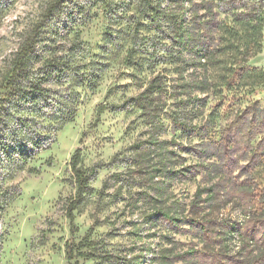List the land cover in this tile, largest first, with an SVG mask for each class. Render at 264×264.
Here are the masks:
<instances>
[{"label": "rangeland", "instance_id": "374dc122", "mask_svg": "<svg viewBox=\"0 0 264 264\" xmlns=\"http://www.w3.org/2000/svg\"><path fill=\"white\" fill-rule=\"evenodd\" d=\"M55 1L0 0V264H163L166 255L172 264H224L226 253H261L242 234L254 230L247 221L261 204L242 187L264 200V0H66L53 10ZM181 5L184 25L209 48L207 66L193 45L178 44L165 16ZM30 38L27 68L48 90L39 104L8 86ZM157 74L173 87L206 78L209 89L194 92L187 130H175L170 115L185 108L167 95L158 137L171 142L139 147L150 125L140 108L119 105ZM228 138L239 146L225 158ZM79 148L96 174L72 225ZM167 151L176 169L193 165L187 175L155 170ZM209 187L212 198L197 196ZM158 203L187 220L168 221Z\"/></svg>", "mask_w": 264, "mask_h": 264}, {"label": "trees", "instance_id": "16d2710c", "mask_svg": "<svg viewBox=\"0 0 264 264\" xmlns=\"http://www.w3.org/2000/svg\"><path fill=\"white\" fill-rule=\"evenodd\" d=\"M66 0H56L53 5V10H55L58 5L65 2ZM51 10V11H53ZM168 20H174L175 26H174V32L176 33V40L179 45H181L183 48H188L189 46L193 45V49H196V54H202L199 59L198 63L200 66H207V63H203L202 61L205 57H209V48L205 45V42L202 43L201 40L194 38V35L191 33V31L184 25V9L183 5L180 6V8L177 11H168L166 12V15ZM36 39L30 38L28 39L23 47H22V53L17 61L16 67L8 81V86L12 90V94L14 95H20L22 94L23 97L27 98V100L31 97L32 101L36 104H39L41 102L42 98L48 97V90L43 86V84L37 80L32 79L30 74L31 71L28 70L27 64H26V57L29 55V53L36 48ZM27 85H24V84ZM209 89L208 87V81L206 78L197 80V81H185L181 86H170L168 85V82L161 74L155 75L149 82V84L138 94L132 95L125 99V101L119 105V107L122 108H129L130 106L138 107L142 110L143 115L146 117L148 124L150 125V130L148 131L149 137L145 139V141H142L139 144V147L142 146L144 143L149 144H166L171 141L164 140L160 141L158 135L162 131L163 123L159 120V118L162 116V114L165 112L168 103L166 100V96L170 95L171 97H176L178 99V102L180 103L185 110L182 112V110H176L173 113H171V118L173 119V124L175 126V130H187L192 125V115H189L188 107L191 105L194 100H199L198 95H194L195 91H199L201 93L207 92ZM194 108V107H193ZM101 109L100 111H102ZM193 109V114L195 111ZM197 126V125H196ZM204 138V137H203ZM252 141V138L250 137L248 139L247 144L250 145ZM204 147L202 148L203 151H206V145H208L206 142ZM239 140L238 139H232L229 140L226 139L223 141V147L221 149L223 157L230 158V151L238 149ZM42 146L41 139H37L35 147ZM148 152V149L145 151ZM168 153L161 152L159 156V161L155 165V170L162 173V176L164 177H174L178 174H184L187 175V171L191 169L193 165H190L188 167H179L176 169L175 164L171 163V157L169 156V153L172 151H167ZM143 153V154H144ZM143 155V157H146ZM152 156V153L149 154V157ZM239 158V157H237ZM240 159V158H239ZM153 160V159H150ZM200 164V163H199ZM239 160L234 159L233 157L229 159V163L226 164V167L231 168L228 169L230 173H233L236 166H238ZM248 164H251V160L248 162ZM198 166V165H196ZM250 166V165H249ZM72 169L74 174L75 183L77 185V193L74 197L71 198V200L68 203V215L72 221V225H74V211L78 208L79 204L83 201L84 196L86 192L90 189V180L91 178L96 174V169L92 168H86L82 166V150L81 148L77 149L73 158H72ZM225 170V169H224ZM198 172V171H197ZM197 174V173H195ZM213 190L214 187L209 188H200L197 192V196L199 198L202 197V194L205 192H208V198H212L213 196ZM242 191L246 194L247 197H249V201L253 203H257L258 205L261 204V209H256L253 214H250L249 220L247 221V224H251L254 228V232L247 231L243 234V238L248 242L249 245L254 244L255 242L260 241V247L261 253L254 256L252 259H241L240 256L232 255L229 256L228 253H226V257L228 256L229 262H224V264H230V262L234 261L232 264H264V231L261 233L259 238L257 239L255 229L258 227L264 228V200L262 202H256L257 197L255 194V188L253 186H249L247 184L243 185ZM160 196L162 197V193H160ZM201 200V199H199ZM252 200V201H251ZM166 201V200H165ZM164 201V202H165ZM160 203V202H159ZM158 207H156V212L164 216L168 221L173 222H184L187 220V215L184 214V210H180V208H174L170 207L165 204H159ZM199 201L196 200L195 204H198ZM203 230H206V226H202ZM90 244V243H89ZM257 244V243H256ZM81 246H85V243H81ZM170 253H173V249H167ZM67 254L68 258L70 260L75 258V248L73 246L67 247ZM81 255H85V253H79ZM225 256V255H224ZM168 256L166 255L164 257L163 264H172L171 260H168ZM74 264H78L77 262Z\"/></svg>", "mask_w": 264, "mask_h": 264}]
</instances>
